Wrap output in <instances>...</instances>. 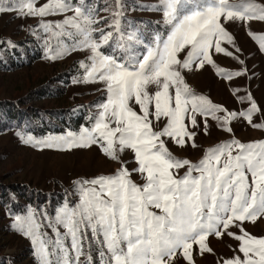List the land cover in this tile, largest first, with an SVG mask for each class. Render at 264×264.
<instances>
[{"label":"snow or ice","instance_id":"obj_1","mask_svg":"<svg viewBox=\"0 0 264 264\" xmlns=\"http://www.w3.org/2000/svg\"><path fill=\"white\" fill-rule=\"evenodd\" d=\"M36 3L0 0V14L42 19L71 12L60 23L38 25L47 37L45 58L88 52L87 60L79 62L82 79L73 83H101L106 96L87 117L90 126L82 125L79 132L40 139L19 132L17 136L40 150L96 146L118 165L111 175L74 180L72 192L78 199L70 202L66 197L51 214L32 206L18 214L0 204L12 230L30 240L37 264H196L197 251L201 256L211 253L210 238L224 236L239 242L243 256L224 259L223 264H264V237L250 235L243 226L245 221L264 218V141L232 139L207 149L198 163L175 157L167 147L171 141L180 148L189 144L197 148L198 116L205 135L209 119L228 133L238 119L264 127L253 124L254 115L264 109L251 93L238 97L249 105L244 111H228L193 93L183 75L206 65L225 81L247 75L246 69L217 68L213 53L244 64L225 27L230 22L248 28L247 34L264 53V35L250 30L251 23H264V3L156 0L152 5H134L133 11L160 14L157 23L163 31H155L151 38L134 26L143 21L123 20L124 0H115L110 22L97 19L109 8L94 7L89 0H46L40 7ZM189 5L194 7L185 11ZM102 21L110 30L99 26ZM8 45L17 47L10 41ZM127 152L132 153L131 161L122 159ZM129 162L136 167L130 170ZM181 169H186L183 175ZM134 174L143 182L137 183Z\"/></svg>","mask_w":264,"mask_h":264},{"label":"rangeland","instance_id":"obj_2","mask_svg":"<svg viewBox=\"0 0 264 264\" xmlns=\"http://www.w3.org/2000/svg\"><path fill=\"white\" fill-rule=\"evenodd\" d=\"M46 0H37L36 7L42 6ZM94 7L101 10L97 19L104 18L110 22L111 12L115 9V0H89ZM156 0H124L125 22L134 24L151 38L157 30L164 26L158 24L161 16L151 11H133L134 5H152ZM264 3V0H256ZM194 5L186 7L191 10ZM71 16L69 12L65 14ZM65 15L45 18H18L16 12L0 14V204H6L13 212L24 214L28 206L49 212L61 205L65 198L75 202L78 197L73 194L72 182L76 179H91L99 175L113 174L118 165L107 159L96 146L74 148L71 151L38 148L25 145L17 133L31 134L34 137L46 138L49 135H61L67 131L79 132L82 125L90 126L87 117L95 113L94 105L105 99L104 85L101 83H73L74 79H82L83 70L79 62L87 60L86 51H76L62 59L45 58L47 38L39 29L40 23H60ZM108 29L103 21L99 25ZM127 24H125V27ZM233 36L236 46L241 50L238 55L244 61L223 54L213 53L217 68L225 72L247 71V75L234 78L232 81L221 79L209 65L200 71L184 72L185 81L193 93L209 98L214 104L228 111H244L249 105L239 102L238 97L251 93L258 107L264 109V53L259 50L258 43L247 32L248 28L241 23L225 25ZM30 29L40 32L34 35ZM250 30L264 35V23L253 22ZM17 45L10 48L8 42ZM228 51H234L227 44H222ZM109 51V49H104ZM37 57V58H36ZM236 90V91H234ZM138 111V106L136 107ZM200 127L195 142L197 148L190 144L185 148L167 142V147L179 159H188L198 163L207 149L218 144L236 139L242 143L264 141V127H253L243 119L233 121L232 132L228 133L217 127L216 122L209 119V134L203 131V119L197 117ZM253 124L264 125V113H256ZM63 128L61 132L56 129ZM189 129L191 125L189 124ZM125 161L132 160V153L122 156ZM131 170L136 167L129 162ZM186 169L180 170L183 175ZM133 179L142 183L139 176ZM11 219L0 209V264H37L33 254V246L29 239L14 232ZM239 223V222H238ZM245 231L250 235L264 237V218L255 223L244 222ZM240 234L238 229H231ZM50 232V230H49ZM211 253L203 256L195 255L196 264H223L224 259L233 258L239 253V242L224 236L220 239L210 238Z\"/></svg>","mask_w":264,"mask_h":264},{"label":"trees","instance_id":"obj_3","mask_svg":"<svg viewBox=\"0 0 264 264\" xmlns=\"http://www.w3.org/2000/svg\"><path fill=\"white\" fill-rule=\"evenodd\" d=\"M37 58V57H36ZM63 130V128H59V129H56L55 131L57 132H61Z\"/></svg>","mask_w":264,"mask_h":264}]
</instances>
